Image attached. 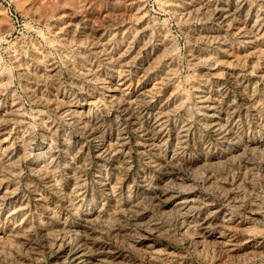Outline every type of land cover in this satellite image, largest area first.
I'll return each mask as SVG.
<instances>
[{
    "label": "rangeland",
    "instance_id": "rangeland-1",
    "mask_svg": "<svg viewBox=\"0 0 264 264\" xmlns=\"http://www.w3.org/2000/svg\"><path fill=\"white\" fill-rule=\"evenodd\" d=\"M0 113V264H264V0H0Z\"/></svg>",
    "mask_w": 264,
    "mask_h": 264
},
{
    "label": "bare ground",
    "instance_id": "bare-ground-1",
    "mask_svg": "<svg viewBox=\"0 0 264 264\" xmlns=\"http://www.w3.org/2000/svg\"><path fill=\"white\" fill-rule=\"evenodd\" d=\"M192 8V7H191ZM188 13V12H187ZM225 23V22H224ZM48 42V41H47ZM50 43V42H49ZM100 44V43H99ZM33 46V45H32ZM103 47V46H102ZM107 49V48H106ZM16 50V49H15ZM23 57V56H22ZM13 58V57H12ZM47 60V59H46ZM19 61V60H18ZM42 62H43V59L41 60ZM40 61V62H41ZM27 62V61H26ZM47 63V62H46ZM49 64V63H48ZM18 65V64H17ZM20 67V66H19ZM22 68V67H21ZM41 68V67H40ZM27 70V69H26ZM41 72V71H40ZM43 72V71H42ZM54 72V71H53ZM30 73V72H29ZM24 74V73H23ZM34 74V73H33ZM45 74V73H44ZM47 74V73H46ZM36 75V74H35ZM51 75H52V73H51ZM23 76V75H22ZM48 76V75H47ZM47 76H46V78H47ZM50 76V75H49ZM27 77V76H26ZM34 77H36V76H34ZM25 78V77H24ZM39 78H41V77H39ZM39 78H37V79H39ZM26 79V78H25ZM29 79V78H28ZM36 79V80H37ZM45 81V80H44ZM31 82V81H30ZM117 85V84H116ZM35 87V86H34ZM33 87V88H34ZM35 88H37V87H35ZM116 89V88H115ZM41 91V90H40ZM34 95V94H33ZM40 95V94H39ZM38 96V95H37ZM40 99V98H39ZM50 102V101H49ZM16 108H18V107H16ZM52 108V107H51ZM13 109V108H12ZM14 109H15V107H14ZM6 111V110H5ZM74 111H75V109H74ZM77 111V110H76ZM82 111V110H81ZM21 113H23V112H21ZM1 114V113H0ZM3 122V121H2ZM4 136V135H3ZM2 138H5V137H2ZM9 139V138H8ZM241 151V150H240ZM233 156V155H232ZM200 167H201V165H200ZM212 199V198H211ZM230 207V206H229ZM227 208V207H226ZM231 208V207H230ZM253 209V208H252ZM253 213V212H252ZM222 217V216H221ZM230 226V225H229ZM180 235V234H179ZM226 241V240H225Z\"/></svg>",
    "mask_w": 264,
    "mask_h": 264
},
{
    "label": "built area",
    "instance_id": "built-area-1",
    "mask_svg": "<svg viewBox=\"0 0 264 264\" xmlns=\"http://www.w3.org/2000/svg\"><path fill=\"white\" fill-rule=\"evenodd\" d=\"M9 9V8H8ZM9 13H10V16L12 17V18H16L15 17V15H14V13H12V11L9 9Z\"/></svg>",
    "mask_w": 264,
    "mask_h": 264
}]
</instances>
